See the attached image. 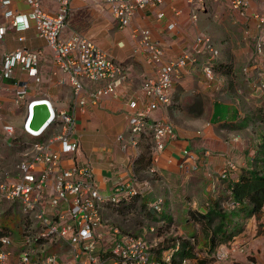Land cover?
<instances>
[{"label":"built area","instance_id":"obj_1","mask_svg":"<svg viewBox=\"0 0 264 264\" xmlns=\"http://www.w3.org/2000/svg\"><path fill=\"white\" fill-rule=\"evenodd\" d=\"M25 1L30 8L27 12L6 9L4 16L16 32L34 27L39 36L53 48L58 71L69 75L74 89V111H59L46 99L28 101L27 84H22L16 90V102H26L27 114L23 123L25 134L41 138L54 124L61 125L62 133L47 141L25 143L16 166L18 176L0 183V230L2 226L6 227L1 223L6 216V210L2 206H8L15 214L22 211L25 219L21 242H15L7 231L0 235V264H171L173 251H163L158 257L161 250L159 240L126 233L118 227L110 233L114 247L108 248L106 244L108 222L103 214L104 207L108 204L120 205L125 199L150 191L152 187L149 180L133 175L130 180L117 185L113 195L105 197L91 167L75 164L67 166L63 162L64 154L77 153L81 148L80 139L75 138L76 109L89 103L98 105L108 95L117 97L118 87L125 75L123 65L90 37L82 34L64 36L71 4L75 0H49L57 4L56 11L46 9L45 0ZM102 1L110 8L120 29L131 26L139 11L164 3V0ZM1 2L5 7L12 3L11 0ZM223 2L230 4L242 17L247 18L251 14L250 17L256 22L258 33L255 36L254 57L244 66L243 74L250 80L251 73H256V79L251 81L254 93L264 96V12L249 13L254 2L264 10V0H187L193 9V21L198 18V6L208 9L210 5ZM174 13L176 16L182 15L181 10H175ZM165 16V12H160V18ZM176 29L177 22H171L168 30ZM6 33V27H1L0 40ZM131 35L148 62L153 65L155 73L145 79L143 91L148 103L130 117L131 137L123 144V148L137 149L142 136H148L152 138L155 150L161 152L169 140H175L178 136L172 122L163 119L153 121L150 119L151 113L173 104L175 81L183 70L198 63L197 55H210L202 64V72L209 85H214L217 77L213 60L220 57L221 51L210 37H199L196 42L199 49L195 55L184 51L166 61L164 49L153 39L149 29L135 27ZM18 41L23 42L24 37H18ZM42 54V50L23 47L6 52L0 67V80L16 78L18 67L39 80ZM85 81L106 84L89 91ZM41 101L48 102L51 118L42 130L35 131L30 128V123L34 106ZM132 107L137 108L135 101ZM0 122L3 123L1 113ZM2 130L8 138H15L17 135L16 128L11 124H4ZM234 141H239V138H234ZM56 144L60 145L61 151L54 149ZM185 154L190 159L197 160L190 150H185ZM71 159L76 160L74 155ZM236 167L235 163L228 161L222 169L221 178H226L228 170H235ZM162 203L163 200L159 199L156 209L160 210ZM155 230L154 227L151 228V232ZM15 246L19 249L17 253L11 250ZM242 247L237 242L234 246H219L215 254L216 262H225L232 252Z\"/></svg>","mask_w":264,"mask_h":264},{"label":"crops","instance_id":"obj_2","mask_svg":"<svg viewBox=\"0 0 264 264\" xmlns=\"http://www.w3.org/2000/svg\"><path fill=\"white\" fill-rule=\"evenodd\" d=\"M11 1V5L5 7L0 0V28L7 29L4 38L0 40V67L3 55L20 47L43 52L39 64V80L30 77L18 67L16 78L0 81V113L3 115V123L0 122V148H3L6 158L18 163L25 143L47 141L62 133L61 125L54 124L47 129L43 137L27 138L23 131L27 114L26 102H16L15 93L18 87L22 84L28 85V101L46 99L55 109L69 113L74 111V89L69 75L58 71L53 48L39 36L36 29L31 27L19 33L10 25L4 16L6 9L18 12H27L30 9L25 0ZM183 1L185 0H164L162 5L141 10L136 14L131 26L120 29L110 8L102 0H75L71 4L68 26L64 33L65 37L82 34L94 39L112 58L123 65L125 75L118 87L117 97L108 95L102 98L98 105L89 103L76 109L75 138L80 139L81 148L77 153L64 154L63 162L67 166L75 164L91 167L105 197L113 195L114 188L130 180L133 175L148 179L154 199L165 201L172 213L184 208L186 203L193 210L202 211L201 207L207 209L206 201L210 197L217 198L222 186L223 190L226 188L225 180L221 181L224 182L222 185L219 179L229 158L237 165V171L229 178L237 181V174L247 167V160L253 157H250L252 154L248 152V145L263 141V137L261 138L256 130L254 112L262 105L264 98L255 95L251 84V81L256 79V73L253 71L249 80L242 72L244 66L254 57L255 35L252 49L248 44L239 48V57L234 61L235 69H239L236 71H239L236 79L231 75L233 62L223 56L221 59L226 65L223 67V73L216 74V83L209 85L202 72V64L205 62L203 55H197L198 63L190 65L177 77L173 104L153 111L150 116L153 121L168 120L175 127L178 137L169 140L163 151H156L152 138L148 136H142L137 149L123 148V144L131 137L130 117L148 103L143 91L145 79L155 73L153 65L148 62L137 41L133 39L132 29H149L153 39L164 49L166 61L184 51H190L189 35L179 28L168 30L171 22H176L177 17H182L176 16L174 12L182 8ZM44 7L57 10V4L49 0L44 1ZM160 12H165L166 16L160 18ZM21 36L24 37L23 42L18 41ZM192 47L191 51L195 55L199 47L196 43ZM105 84L85 81L89 91L102 88ZM239 86L240 88H237ZM209 100L211 104H208ZM134 101L137 108L132 107ZM215 108L219 111L216 118ZM4 124H11L16 128L15 138L2 134L1 128ZM236 137L239 141H234ZM54 149L61 151L59 144H56ZM147 150L152 156L151 168L137 172L138 159L141 153ZM185 150H190L197 160L187 157ZM73 155L76 160L71 159ZM3 173L8 175L7 179L18 176V173L17 176H10L9 171ZM132 199L129 198V202L133 201ZM171 212L167 211V214ZM111 226L116 227L108 223L107 233H113ZM257 230L256 219L251 218L248 229L239 233H246L249 237L245 240L246 243L242 244L243 251L255 240L264 238V234L258 235ZM135 231L143 233L137 236L146 238L155 233L143 228Z\"/></svg>","mask_w":264,"mask_h":264},{"label":"rangeland","instance_id":"obj_3","mask_svg":"<svg viewBox=\"0 0 264 264\" xmlns=\"http://www.w3.org/2000/svg\"><path fill=\"white\" fill-rule=\"evenodd\" d=\"M183 2L184 4L182 8L179 9L182 10V17H177L175 21L177 22L180 31H184L187 36L189 35L188 37L191 41V45L189 47L190 52L192 53V45H194L198 41L199 37H210L221 51L220 57L216 59L215 62L213 61V63H219L218 68L216 69V74L219 75V73H223V67H225L226 65L223 64L221 57L224 56L228 59V61L233 62L231 67V75H233V77L236 79L238 75L237 73H239V71H236L239 69H235L234 61L237 57H239V48L243 46V44H248L247 46L252 49L253 37L258 33L256 22L252 19V17H250L251 14H249L247 18L242 17L238 11H234L232 9L230 4L223 2L220 4L210 5L208 9H206L205 6H198V8H196L198 18L196 21H193L191 15L193 10L192 7L187 3V0ZM253 12L263 13L264 10L260 4L253 3L249 13ZM202 55L200 56L204 57V60L210 58V55L208 54ZM1 56L2 55L0 54V61ZM218 75H216V77H218ZM237 88H240V86ZM236 89L234 90V93H236ZM208 104H211V100H209ZM1 132L3 134L2 128ZM25 135L28 139L35 138L27 134ZM1 138L3 139V136H1ZM256 146L257 144L255 142L248 145V152H251L249 154H252L250 157L255 155V152L257 150ZM229 161L235 163V161L231 158H229ZM16 166L17 163H15V161H13V159L11 158H6V156L3 155V148H0V183L3 180H12L15 178L14 177L7 179L8 175L3 173V171H9V175L14 176L18 173ZM221 181L222 180H220V183H222L223 185L224 182ZM220 185L221 184H219V186ZM216 191L218 190L216 189ZM222 191L223 186L221 188V192H219L218 194H222ZM150 197L153 198L154 195L152 194L150 195ZM206 198H208V196H206ZM228 198V195L223 196V198H221V203L227 204L229 202L227 200ZM157 202L158 201L156 200L155 204ZM141 205L142 203L139 201L132 203L129 202V200L123 202L122 204H120V206L108 204L106 205V207H104L103 214L108 223L115 225L121 231L126 233L142 235V232H136L135 230L138 231L140 228H143L150 231L151 228L154 227L156 229L155 233L153 236H149V239H159L161 248L171 247L174 243H180L183 246V243L186 241L192 243L194 245V251L196 255L194 258L185 260L182 264H218L216 262L214 253H210L205 249L206 239L202 238L201 231L199 230V224L194 222L193 219L188 218V216L190 215L189 211L191 209L188 206V203H186V206L184 208L177 210L178 218L176 219V222L173 219V223L169 224H163L162 222H160L161 218H159L158 214L150 213L149 208H143L144 211H142V213H139L138 210ZM2 208L6 210V216H4L3 220H1V223H3L7 227L5 231L11 233V236L15 242H21L24 230L22 224L25 223L22 211L15 214L8 206H2ZM205 209L206 207H201L202 211ZM151 214H153L154 216ZM188 219L190 220V222ZM243 219H245V217H242L241 220ZM255 219L258 225L257 234L263 235L264 218L261 220H258L257 218ZM249 221L250 220L246 221L244 229L241 231V233L248 229ZM240 224L241 223H236L232 230H238ZM133 227L134 229L132 230ZM113 229L114 226H111L110 230ZM196 233H198L200 240L197 239L196 241L191 237L195 236ZM239 235L240 234L236 235L230 241V243H228V245L234 246L235 242L241 245L243 244V242L246 243L245 240L249 238L248 235L246 233H244L243 235L241 234L240 239ZM106 244L108 245V248L114 247L115 243L110 233H107ZM245 248V251L240 249L232 252L229 258L221 264H264V238L255 240L252 244L246 246ZM11 250L13 253H17L19 251L16 246L12 247Z\"/></svg>","mask_w":264,"mask_h":264},{"label":"trees","instance_id":"obj_4","mask_svg":"<svg viewBox=\"0 0 264 264\" xmlns=\"http://www.w3.org/2000/svg\"><path fill=\"white\" fill-rule=\"evenodd\" d=\"M216 63H213L215 73H217L216 69L219 65V63ZM257 97L264 98L263 96L258 95ZM262 102V105L258 106L256 108L257 110L254 112V119L256 130L261 138L263 137V141L256 143L257 150L255 155L247 160V167L242 168V170L239 171L236 176V178H238L237 181L231 180L233 178H229L232 173L237 171V167L235 170H228L227 177L220 179L222 181L225 180L226 191L224 189L222 194H217V198H210L206 201V203H208V205H206L209 208L207 207L204 212L193 209H190L189 211L190 215L188 218L193 219L194 222L199 224L202 238L206 239L205 249L210 253H214V255L219 246L230 243L236 235L241 233L246 221L254 217L258 220L264 218V99ZM218 112L219 111L215 108V118L218 117ZM151 165L152 156L149 150L142 152L138 159L137 172L148 170L151 168ZM140 178L148 180L142 177ZM152 190L153 189L133 197V201H131L132 203L138 201L142 203L138 210L139 213L144 211L143 208H149L150 213L158 214L159 218H161L160 222L163 224L173 223V219L176 222L178 213H172L171 209H168L169 205L164 203L165 201H163L160 210L156 209L155 202L157 199L150 197V195L153 194ZM225 195H228L229 197L227 199L229 201L227 204L221 203V198ZM126 201H128V199L123 202ZM167 211L171 213L168 215ZM242 217H245V219L241 220ZM236 223L241 224L238 230L233 231L232 229ZM1 228L0 235L4 234V229H6V227L2 226ZM191 237L196 241L200 238L198 233ZM163 251H173V260L171 264H182L185 260L194 258L196 255L194 245L188 241L184 242L183 246L180 243H174L171 247L161 248L158 252V257H160Z\"/></svg>","mask_w":264,"mask_h":264},{"label":"water","instance_id":"obj_5","mask_svg":"<svg viewBox=\"0 0 264 264\" xmlns=\"http://www.w3.org/2000/svg\"><path fill=\"white\" fill-rule=\"evenodd\" d=\"M50 118L51 111L48 102L41 101L34 106L30 128L35 131H40L48 124Z\"/></svg>","mask_w":264,"mask_h":264}]
</instances>
